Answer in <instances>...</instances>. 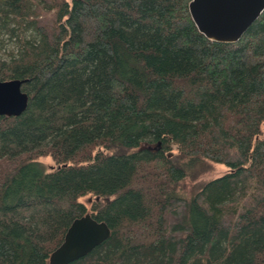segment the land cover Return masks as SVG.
Listing matches in <instances>:
<instances>
[{
  "label": "trees",
  "instance_id": "obj_1",
  "mask_svg": "<svg viewBox=\"0 0 264 264\" xmlns=\"http://www.w3.org/2000/svg\"><path fill=\"white\" fill-rule=\"evenodd\" d=\"M189 1L0 0L27 93L0 115V264H48L84 194L110 233L67 264H264V9L216 41Z\"/></svg>",
  "mask_w": 264,
  "mask_h": 264
},
{
  "label": "water",
  "instance_id": "obj_2",
  "mask_svg": "<svg viewBox=\"0 0 264 264\" xmlns=\"http://www.w3.org/2000/svg\"><path fill=\"white\" fill-rule=\"evenodd\" d=\"M264 9V0H190L188 12L196 29L209 39L234 41ZM24 78L0 79V115H18L27 103ZM158 144V143H157ZM98 197L95 196V199ZM109 227L85 211L74 217L60 243L47 256L48 264H67L109 236Z\"/></svg>",
  "mask_w": 264,
  "mask_h": 264
},
{
  "label": "rangeland",
  "instance_id": "obj_3",
  "mask_svg": "<svg viewBox=\"0 0 264 264\" xmlns=\"http://www.w3.org/2000/svg\"><path fill=\"white\" fill-rule=\"evenodd\" d=\"M261 128V136H264V120L261 122L260 125ZM36 160L42 162L46 167H51L54 165L53 160L47 156V155H35ZM225 169V166H223L220 163L215 162H209V166H207L204 170H201L195 175L186 176L179 182V189L180 192H184L185 194L190 193V191L196 189L202 182L207 180L208 178L219 174ZM89 194H84L82 196H79V200L82 201L87 211H90L89 205L91 202L92 197Z\"/></svg>",
  "mask_w": 264,
  "mask_h": 264
}]
</instances>
